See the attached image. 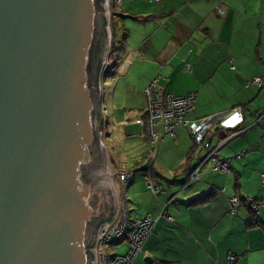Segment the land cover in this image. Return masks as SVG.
<instances>
[{
  "label": "crops",
  "instance_id": "obj_1",
  "mask_svg": "<svg viewBox=\"0 0 264 264\" xmlns=\"http://www.w3.org/2000/svg\"><path fill=\"white\" fill-rule=\"evenodd\" d=\"M121 13L126 48L117 59L126 56L125 79H140L143 92L158 79L164 93L196 94L192 122L238 107L244 117L240 131L211 128L212 147L220 146L219 156L231 159L230 170L214 172L208 164L195 183L191 173L206 152L184 127L153 149L134 122L146 146L132 142L134 164L126 169L110 151L122 170H136L155 156L123 192L130 220L158 221L134 264H227L231 255L239 257L236 264H264V211L257 217L244 203L264 200V0H124ZM255 77L263 78L262 86H248ZM124 121L118 126L128 138ZM116 138L112 148L119 153ZM183 174V187H175ZM151 182L160 195L151 192ZM234 197L240 202L233 213ZM168 203L165 216L173 222L160 220ZM119 245L126 254L128 244Z\"/></svg>",
  "mask_w": 264,
  "mask_h": 264
},
{
  "label": "water",
  "instance_id": "obj_2",
  "mask_svg": "<svg viewBox=\"0 0 264 264\" xmlns=\"http://www.w3.org/2000/svg\"><path fill=\"white\" fill-rule=\"evenodd\" d=\"M104 1L0 0V264H97L117 205Z\"/></svg>",
  "mask_w": 264,
  "mask_h": 264
},
{
  "label": "built area",
  "instance_id": "obj_3",
  "mask_svg": "<svg viewBox=\"0 0 264 264\" xmlns=\"http://www.w3.org/2000/svg\"><path fill=\"white\" fill-rule=\"evenodd\" d=\"M123 1L124 0L104 1L106 12L109 17V32L111 20L120 13ZM111 39L112 37L110 35L109 47L111 45ZM108 57L109 51H107L106 65L108 64ZM262 84V77H255L252 81L248 82V86H262ZM144 93L147 99V107L139 112L134 122L135 125L145 130L153 149H155L157 144L164 140V138L174 137L177 128L184 127L189 131L195 143L201 146L206 152L200 164L191 173V183H195L201 179L203 174L202 170L208 164L211 165V169L214 172L227 173L230 170L231 159H224L219 156L218 150L220 146L212 147L210 132L211 128L214 126L219 127L222 131H240L244 122L243 108L238 107L226 114L207 117L197 123L188 119L189 115L196 110V94H189L185 97H175L172 94L164 93L160 91L158 87V79L153 80ZM225 143H227V141L222 145ZM154 157L155 156H151L148 158L146 163L138 169L143 170L146 166L150 165ZM236 157L241 158L240 155ZM110 166L112 181L118 178L121 182L122 195L118 192L114 180L113 184L117 196L116 212L113 219L109 223L103 225L99 232V239L95 248L96 262L97 264H134L138 256L143 252L145 244L152 235L158 221L153 220L151 216H147L141 220H130L123 192L133 180L134 174L138 169L122 170V168L114 163L110 164ZM262 182L264 185V175L262 176ZM149 189L155 196L161 193V189L152 182L149 185ZM239 202V198L234 197L231 199L233 213ZM244 203L257 217L264 211V200L248 198L244 200ZM169 204L170 203L165 206L160 220L167 219L169 222H173V218L165 216ZM123 241L128 243V251L126 254L120 255L117 253L115 247L120 243H125ZM105 245H110L111 254L107 253L104 249ZM238 260V256L231 255L228 257L227 264H236Z\"/></svg>",
  "mask_w": 264,
  "mask_h": 264
},
{
  "label": "rangeland",
  "instance_id": "obj_4",
  "mask_svg": "<svg viewBox=\"0 0 264 264\" xmlns=\"http://www.w3.org/2000/svg\"><path fill=\"white\" fill-rule=\"evenodd\" d=\"M123 18H126V15L123 13H119L111 20L110 35L112 39L111 45L108 50V64L106 65L103 73L102 86L105 95L104 107L106 112L104 114V141L106 143V148L108 151L107 160L109 166L110 164L114 163L110 155V151L112 152L113 150V152L116 154V156L114 155V158L119 164L123 165L124 169H126L125 167L134 164L131 155V148L133 147V145L135 148V144L140 148H145L146 146L145 140L142 138V136H144L143 131L134 125V121L139 112L146 109L147 99L146 97H144V92L141 89L142 84L140 79L135 78L137 79L136 81H131L124 78L123 68L126 56L124 54H121V58L117 59L118 55L120 54V50L117 53L113 52L115 51V49H113L114 44H116L117 49L121 47V49L123 48L124 51V48H126L125 38L127 36V32L125 31V20ZM128 24L130 23L128 22ZM134 43H137L136 38ZM125 109H127V111L129 112H125ZM119 121L126 122L125 125L127 127V131L130 132V137H125L124 127H122L121 130V128H119L118 126ZM108 125L109 128H107ZM108 130H110V132H108ZM109 133H111L112 137L108 139ZM115 137H117L116 140L118 142L117 145L119 153L115 152L114 148H112V143L115 140ZM132 142H134L133 145ZM185 179L186 175L183 174L181 177H179L180 182L175 187H183L181 183ZM114 180L118 192L122 195V186L120 180L118 178L113 179V183ZM123 242H125V244H128L126 241ZM115 248L117 249V253H119L120 255L121 252L123 253L126 250L122 245H118ZM104 249L107 251V253L111 254L110 245H105Z\"/></svg>",
  "mask_w": 264,
  "mask_h": 264
},
{
  "label": "trees",
  "instance_id": "obj_5",
  "mask_svg": "<svg viewBox=\"0 0 264 264\" xmlns=\"http://www.w3.org/2000/svg\"><path fill=\"white\" fill-rule=\"evenodd\" d=\"M113 49H115V51H113V52H116V53L119 52V50H120V51L123 50V48L121 49V47H119V48L117 49L116 44L113 45ZM116 49H117V50H116ZM112 54H113V53H112ZM142 130H143V129H142ZM143 131H145V130H143ZM146 161H147V160H146ZM146 161H145L142 165H144V164L146 163ZM142 165H141V166H142ZM141 166H139V167H141ZM146 167H147V166H146ZM146 167H145L144 169H146ZM144 169H143V170H144ZM137 172H138V171L135 172L134 177H135V175H136ZM133 180H134V178H133ZM133 180H132V181H133ZM132 181H131V182H132ZM131 182H130V183H131ZM130 183H129V184H130ZM129 184H128V185H129ZM199 201H201V200H199ZM196 202H197V201H196ZM192 203H195V201H193ZM165 220H167V219H165ZM167 221H168V220H167ZM153 232H154V231H153ZM152 234H153V233H152Z\"/></svg>",
  "mask_w": 264,
  "mask_h": 264
},
{
  "label": "bare ground",
  "instance_id": "obj_6",
  "mask_svg": "<svg viewBox=\"0 0 264 264\" xmlns=\"http://www.w3.org/2000/svg\"><path fill=\"white\" fill-rule=\"evenodd\" d=\"M106 173H107V177L110 176V178L112 179V175H111V171H110V167L109 165L106 166ZM109 174V175H108Z\"/></svg>",
  "mask_w": 264,
  "mask_h": 264
}]
</instances>
